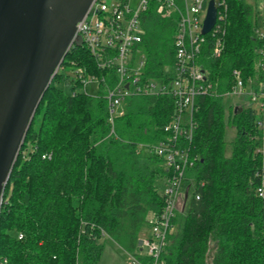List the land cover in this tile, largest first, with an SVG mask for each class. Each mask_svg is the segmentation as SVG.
<instances>
[{
	"label": "trees",
	"instance_id": "obj_1",
	"mask_svg": "<svg viewBox=\"0 0 264 264\" xmlns=\"http://www.w3.org/2000/svg\"><path fill=\"white\" fill-rule=\"evenodd\" d=\"M227 4L222 57L213 54L211 36L203 49L212 94L196 101L189 197L179 204L162 264H264V199L257 193L264 172L262 116L225 102L235 72L258 89L263 44L255 37L256 8L247 0ZM143 28L146 75L159 80L174 64L177 20L151 5ZM74 60H86L80 45L68 51L46 91L6 186L0 264H99L105 237L138 255L142 230L151 229L163 212L158 183L166 184L170 173L146 146L165 137L175 114L173 99H129L112 127L102 90L92 97L63 71ZM93 73L101 74L97 68ZM62 82L71 87L70 95L57 87ZM228 128L236 131L229 142Z\"/></svg>",
	"mask_w": 264,
	"mask_h": 264
},
{
	"label": "built area",
	"instance_id": "obj_2",
	"mask_svg": "<svg viewBox=\"0 0 264 264\" xmlns=\"http://www.w3.org/2000/svg\"><path fill=\"white\" fill-rule=\"evenodd\" d=\"M210 1L212 0H95L87 15L77 24L69 48L70 51L75 45L82 46L87 61L80 65L78 61H72L68 67L71 73L67 74L81 81L86 93L90 83L98 84L99 91L102 90L107 100L112 127L129 99L169 97L174 101L175 114L163 129L165 137L152 146H146L152 153L163 158L170 177L163 191V212L154 221L151 235L140 241V251L137 252L138 255H133L134 264H143L139 256L149 258L147 264H162L161 257L173 231V220L187 192L186 172L195 160L192 159L189 145L195 128L196 101L199 97L212 94V84L208 82L207 71L201 63L203 49L208 36L213 40V54L216 58L222 57L224 48L227 0H213L217 9V22L214 29L204 35L203 25ZM151 5H154L158 14L174 16L177 20L174 64L166 69L159 80L146 75L147 60L141 47L145 34L143 18ZM261 10L260 20L257 15L255 37L263 44L258 51V68L263 75L262 81L258 89L254 90L251 86H246L240 74L235 72L236 84L225 96L242 98L246 107L255 108L261 114V151L264 153V0ZM61 68L62 65L58 72ZM95 68L101 74L93 73ZM46 157L50 158L51 155L43 156ZM261 177L262 184L257 193L264 199V172ZM199 198L198 196L197 199Z\"/></svg>",
	"mask_w": 264,
	"mask_h": 264
},
{
	"label": "water",
	"instance_id": "obj_3",
	"mask_svg": "<svg viewBox=\"0 0 264 264\" xmlns=\"http://www.w3.org/2000/svg\"><path fill=\"white\" fill-rule=\"evenodd\" d=\"M94 1L85 0L78 8L69 0H0V215L37 110L68 54L77 24ZM216 22L212 0L203 34Z\"/></svg>",
	"mask_w": 264,
	"mask_h": 264
},
{
	"label": "rangeland",
	"instance_id": "obj_4",
	"mask_svg": "<svg viewBox=\"0 0 264 264\" xmlns=\"http://www.w3.org/2000/svg\"><path fill=\"white\" fill-rule=\"evenodd\" d=\"M69 1H73V2H69V3L75 4L76 7L80 8L84 4L85 0H69ZM108 1L112 2L113 0H108ZM247 2L252 4L256 8L257 14H258L259 20H260L262 18L261 6H262L263 0H247ZM207 6H208V1L206 2V7ZM63 71L66 73H71L69 68H67ZM57 87L60 90H62L64 92V94H66V95H70L72 93L71 87L64 82L58 83ZM86 89H87V94L92 96V97H97L99 94V86L97 83H94V82L90 83ZM225 102L227 105H230L234 108L235 107H243V106L246 107L243 104L244 103L243 99L236 97L234 95L225 96ZM256 108H257V106H256ZM40 120H41V117L39 116L37 118L36 125L34 126V132L37 131ZM235 134H236V131L233 128H228V130H227L228 142L233 140V138L235 137ZM158 187L160 188V192L162 193L166 188V184H164L163 182H160V183H158ZM149 235H151V229L148 227L144 228L142 230V233H141V240L144 239L145 237H148ZM101 243H103L105 245V250H104L103 256H102L99 264H134L133 254L125 252L124 250L119 248L117 245H115L107 237L103 238L101 240Z\"/></svg>",
	"mask_w": 264,
	"mask_h": 264
}]
</instances>
